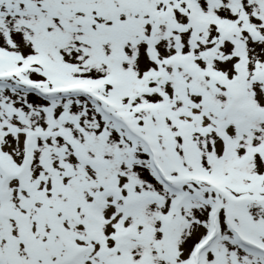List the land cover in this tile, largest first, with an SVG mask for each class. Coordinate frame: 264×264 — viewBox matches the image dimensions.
<instances>
[{"label": "snow or ice", "instance_id": "6c2138e0", "mask_svg": "<svg viewBox=\"0 0 264 264\" xmlns=\"http://www.w3.org/2000/svg\"><path fill=\"white\" fill-rule=\"evenodd\" d=\"M0 264H264V0H0Z\"/></svg>", "mask_w": 264, "mask_h": 264}]
</instances>
